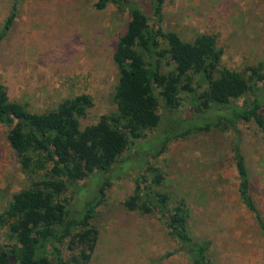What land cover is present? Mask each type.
Masks as SVG:
<instances>
[{
	"label": "rangeland",
	"instance_id": "obj_1",
	"mask_svg": "<svg viewBox=\"0 0 264 264\" xmlns=\"http://www.w3.org/2000/svg\"><path fill=\"white\" fill-rule=\"evenodd\" d=\"M14 1L17 15L0 41V82L10 98L32 111L45 112L65 98L88 93L94 105L81 118L82 127L115 112L119 70L113 54L130 12L115 4L97 9L98 0H0V30ZM135 1L152 16L150 0ZM163 13L164 29L176 30L185 40L200 33L214 34L223 50V66L243 71L264 61V0H166ZM190 107L183 100L178 112L189 114ZM239 127L251 193L264 217L263 133L254 121H241ZM8 130L0 123V212L15 192L30 185L9 144ZM161 131L162 127L148 131L122 157L130 158L115 174L92 220L100 233L86 264H190L158 214L130 211L124 205L134 192V177L143 173L150 177L147 163L164 174L159 188L171 194V206L181 196L187 200L193 236L213 241L212 264H264V236L238 192L232 151L235 133L214 129L172 139L161 154L151 158L163 145ZM112 176L110 172L92 175L78 182L80 188L71 187L66 196L81 208ZM7 233V227L0 225L1 244L10 242ZM62 249L67 260L76 254L67 244ZM49 257L54 263L53 254Z\"/></svg>",
	"mask_w": 264,
	"mask_h": 264
},
{
	"label": "trees",
	"instance_id": "obj_2",
	"mask_svg": "<svg viewBox=\"0 0 264 264\" xmlns=\"http://www.w3.org/2000/svg\"><path fill=\"white\" fill-rule=\"evenodd\" d=\"M165 2L150 0L152 16L135 0L96 2L100 10L115 4L121 11L130 12L113 54L119 70L113 94L117 109L103 114L96 123L81 125V118L94 105L88 93L37 112L12 100L0 82V123L9 127V144L30 179V185L15 192L0 212V225L7 227L10 241L0 243V264H10L9 256L16 258V264H86L100 233L92 220L104 204L115 174L130 158L122 157L158 127L165 135L163 145L151 158L161 154L172 139L214 129L235 133L232 151L240 200L253 213L264 236V217L251 193L239 127L241 121H254L264 137V61L247 65L243 71L223 66V50L214 34L200 33L193 40H185L176 30L164 29ZM16 5L14 1L0 30V41L13 24ZM183 100L189 101L190 113L180 115ZM146 166L150 177L146 173L134 177V192L125 199V207L158 214L190 264H212L213 241L193 236L187 200L181 196L171 206V194L159 188L165 179L161 169L149 163ZM99 172L113 176L76 208L67 192ZM65 244L76 252L68 260L63 255Z\"/></svg>",
	"mask_w": 264,
	"mask_h": 264
},
{
	"label": "water",
	"instance_id": "obj_3",
	"mask_svg": "<svg viewBox=\"0 0 264 264\" xmlns=\"http://www.w3.org/2000/svg\"><path fill=\"white\" fill-rule=\"evenodd\" d=\"M9 259H10V264H16V258L14 256H9Z\"/></svg>",
	"mask_w": 264,
	"mask_h": 264
}]
</instances>
